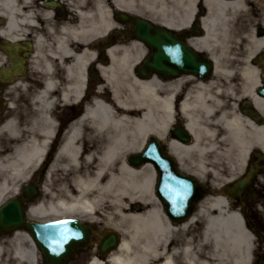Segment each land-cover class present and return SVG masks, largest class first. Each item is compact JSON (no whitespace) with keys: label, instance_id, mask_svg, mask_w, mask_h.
<instances>
[{"label":"bare ground","instance_id":"bare-ground-1","mask_svg":"<svg viewBox=\"0 0 264 264\" xmlns=\"http://www.w3.org/2000/svg\"><path fill=\"white\" fill-rule=\"evenodd\" d=\"M0 2L6 18L1 33L18 38L28 16L16 0ZM118 10L174 32L194 26L201 30L185 43L207 58L210 80L183 74L168 80L140 78L136 68L145 48L133 39L111 41L102 58L89 48L57 41L55 59L63 83L48 79L34 96V107H11L1 128L6 148L0 149V204L16 193L33 168L45 163L54 146L57 124L46 93L58 88L60 102L70 111L79 110L80 99L88 102L58 142L42 188L49 199L35 203L31 217L91 219L104 216L102 204L110 202L115 212L105 216L112 229L121 231V242L106 258L93 257L90 264H250L252 235L223 197L205 198L192 217L175 226L154 195L152 165L136 167L128 157L140 152L150 136L168 139L177 113L192 141L171 139L168 149L181 169L190 164V173L201 181L209 177L215 187L232 182L254 150L264 153V124L237 107L240 99L250 97L264 112V100L255 95L258 78L264 76L259 60L264 53V0H91V7L79 12L80 21L66 34L76 42L103 37L117 27L113 16ZM33 65L40 63L34 60ZM41 66L50 70L47 61ZM260 179L264 182V175ZM50 185L57 192H51ZM200 216L205 223L194 245L190 239L174 238L176 229ZM5 240L6 246L0 243V264H37L38 251L27 233L17 230Z\"/></svg>","mask_w":264,"mask_h":264},{"label":"flooded vegetation","instance_id":"flooded-vegetation-1","mask_svg":"<svg viewBox=\"0 0 264 264\" xmlns=\"http://www.w3.org/2000/svg\"><path fill=\"white\" fill-rule=\"evenodd\" d=\"M16 2L28 16L27 21L23 24L24 31L18 38H11L1 33L6 27V18L3 15L0 2V132L4 121L11 116V107L19 110H30L35 105L34 96L44 90L48 79L63 83L64 74L59 62L55 59L57 41H64L70 48L76 46L89 48L95 53L96 57L100 58H102L101 53H104V57L107 56L109 45L108 34L103 37H91L88 42H76L72 34L69 36L66 34L68 27L73 31L80 21L79 12L91 7V0H16ZM123 25L127 31L124 32L125 36L131 35L133 24L123 23ZM36 54L37 58L35 59ZM34 60L40 65L34 67ZM44 61L50 63V70H46L44 66H41ZM192 77L201 81L210 80V78ZM237 82L238 79H233L234 85ZM260 85H264V76L258 78V86L255 89L256 97L264 100V96L259 93ZM46 100L49 107H52V117L57 124L54 136L56 137V143L49 151L45 166L34 169L29 179V183H33L38 187L43 186L58 141L72 120L67 105L60 102L58 88L48 91ZM86 102V99H81L78 102L79 107L85 106ZM237 107L250 120L264 124V112L253 106L250 97L240 99ZM184 124L182 116L177 113L169 130L168 139L163 141V144L166 145V152L169 154L171 153L168 149V143L171 139L181 143H189L182 141L177 135V130ZM4 148H6V144L0 138V149L4 150ZM246 166V171H251V176L242 195H233L229 190L230 185L224 188V193L228 200V206L237 208L244 214L245 223L248 224L252 237L257 238L258 235L264 239V226L261 222L258 223L260 216L253 212L257 200L264 203V182L260 179V174L264 175V153L252 152L247 159ZM36 201L29 200L24 205L27 220L30 219L29 210ZM259 208L261 207L259 206ZM92 238H96V241L92 240L88 246L75 248L70 256L55 262L46 256L44 249L39 250L37 264H90L93 257L106 258L109 253L107 248L98 245L100 237L92 236ZM256 249L259 251L252 252L250 264H264V247H254V250Z\"/></svg>","mask_w":264,"mask_h":264},{"label":"water","instance_id":"water-1","mask_svg":"<svg viewBox=\"0 0 264 264\" xmlns=\"http://www.w3.org/2000/svg\"><path fill=\"white\" fill-rule=\"evenodd\" d=\"M135 38L151 48L143 63L138 67L142 73L156 71L165 76H176L181 71L206 75L210 71L207 61L196 55L180 39L175 38L163 28H154L140 19H134ZM264 93V89L260 90ZM178 135L183 140L189 136L184 130ZM128 161L135 166L151 163L157 173L155 190L161 200L166 215L173 222H183L193 211V205L205 194L211 191L199 185L189 175L177 171L172 159L163 152V146L154 137H150L142 152L132 155ZM245 179L236 184V193L244 187ZM23 197L10 199L0 207V233L17 228L26 227L39 248H49L46 254L54 260L70 254V250L87 244L91 235L88 225L76 219H60L47 222H25L23 214V200L26 197L37 195V189L25 186L22 189ZM67 221V223H63ZM65 237L67 238L65 240ZM115 235L105 238L102 248L114 247L118 244ZM53 249L59 251L54 254ZM62 249V251H61Z\"/></svg>","mask_w":264,"mask_h":264},{"label":"rangeland","instance_id":"rangeland-1","mask_svg":"<svg viewBox=\"0 0 264 264\" xmlns=\"http://www.w3.org/2000/svg\"><path fill=\"white\" fill-rule=\"evenodd\" d=\"M111 13H112V9H111ZM114 21H115V23L117 25V28L109 33V41H110V39H118V38H116L117 35H116L115 32L119 31L120 24L117 22L116 16H115V20ZM70 113H71V117L73 119L75 116H77L78 111H72V112L70 111ZM5 136H6V133L4 131V133L0 135V138L4 142H5V139H4ZM125 159H127V157ZM218 165H219V163H218ZM187 166H188L187 167L188 169L185 168L187 171H193L192 166L190 164H187ZM241 176H242V173H240L237 178H240ZM209 179H211V178H209ZM209 179H208V181H209ZM208 181H204V183H207ZM20 184H23V183H20ZM53 184L54 185L57 184L55 182V180H53ZM54 185H50L49 186L51 192H53V193L57 192L56 187H52ZM44 186H45V183H44ZM154 195H155V193H154ZM10 197H12V196H10ZM10 197H6V199H8ZM155 197H156V195H155ZM210 197H213V196H208V197H206V199H209ZM45 199L48 200L49 199V195H48V193H45V191H43L42 192V196H41V198L39 199L38 202H42ZM157 200H158V198H157ZM203 201H205V200H203ZM158 202H159L160 207H161V203H160L159 200H158ZM263 204L264 203H262V201L257 200V204L255 206V209H253V212H255L257 215L260 216V220H258V223L261 222L262 225L264 226V222H263V216H264ZM259 206L261 208H259ZM112 207L113 206H112V204L110 202H104L102 204V208H101L103 210L104 216L97 214V215H93L91 219H85V218L83 219L84 221L85 220L89 221V223L92 225V227L94 229L95 237L99 236L101 233H103V232H105L107 230H111V231L114 230L115 231V229L111 228V226L109 225L110 224L109 220H108L107 216H105V215H108V214L109 215H113V212H115V211H114V209H112ZM161 209H162V207H161ZM243 216H244V214H243ZM244 218H245V216H244ZM115 220L117 221V219H115ZM204 223H205L204 217L200 216V218L198 217V220H195L192 223L188 224L185 228L176 229L174 231V238H178V239H180V240H182L184 242H185L186 239H190V241L192 240L191 245H194L195 244V239L194 238L196 237V235H200L201 234V230H202V228L204 226ZM246 227L250 231V228L248 227V224H246ZM20 231H22V230H20ZM116 232H119L120 236H121V231H119V230L117 231L116 230ZM8 235H11V234H8ZM92 240L96 241V238H92ZM0 243H2L3 246H6L7 245V240H5V238L2 236L0 238ZM253 243H254L253 246L256 247V248H263L264 247V239H263V237L260 238V236H258V235H257V238L253 239ZM258 251L259 250L256 249L253 252H258Z\"/></svg>","mask_w":264,"mask_h":264},{"label":"snow or ice","instance_id":"snow-or-ice-1","mask_svg":"<svg viewBox=\"0 0 264 264\" xmlns=\"http://www.w3.org/2000/svg\"><path fill=\"white\" fill-rule=\"evenodd\" d=\"M63 223H67V221H64ZM67 238L65 237V240H66ZM53 251H54V254H56V255H59V251H57L56 249H53ZM61 251H62V249H61Z\"/></svg>","mask_w":264,"mask_h":264}]
</instances>
